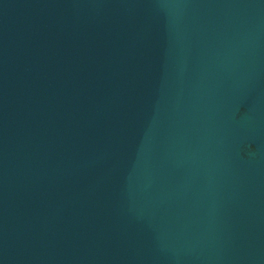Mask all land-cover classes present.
<instances>
[{
	"label": "water",
	"instance_id": "95a60500",
	"mask_svg": "<svg viewBox=\"0 0 264 264\" xmlns=\"http://www.w3.org/2000/svg\"><path fill=\"white\" fill-rule=\"evenodd\" d=\"M0 264H264V0H0Z\"/></svg>",
	"mask_w": 264,
	"mask_h": 264
}]
</instances>
